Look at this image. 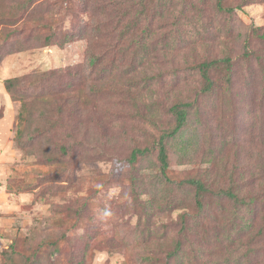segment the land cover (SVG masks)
I'll list each match as a JSON object with an SVG mask.
<instances>
[{"label":"rangeland","instance_id":"1","mask_svg":"<svg viewBox=\"0 0 264 264\" xmlns=\"http://www.w3.org/2000/svg\"><path fill=\"white\" fill-rule=\"evenodd\" d=\"M20 2L0 0V11L13 6L19 11ZM110 4L111 0H35L37 24L18 23L17 38H44L48 31L54 39L45 47L22 49L24 45L3 33L15 28L0 26V264H19L27 258L32 264H264L262 199L241 207L208 194L205 211L199 213L193 189L179 188L189 178L211 182L217 175L231 185L228 172L235 168V181L245 189L239 194L254 188L251 174L262 147L257 126L264 45L252 32H264V3L237 10L232 22L214 11L213 0H152L148 16L131 4L126 22L133 24L127 35L138 42L130 45L120 38ZM163 13L167 16L161 23ZM223 32L231 54L237 56L232 84L226 85L224 71L215 72L218 93L206 100L197 96L199 76L192 68L198 60L191 52L196 50L200 59L220 57L226 49L220 43L211 55V38L221 40ZM67 33L74 38L64 44ZM248 35L253 57L244 60L240 54ZM92 37L99 40L97 54L109 52L93 74L88 60ZM59 70L63 74L50 91L93 104L82 118L66 109L52 138L66 147V154L57 153L49 164L43 155L17 146L22 104L10 98L4 83ZM100 73L103 79L96 77ZM94 85L103 92H93ZM39 91L25 94L31 107ZM184 97L199 101L200 136L187 143L194 136L186 131L168 142L167 175L174 192L154 182L160 171L153 168L157 161L152 155L141 174L147 187L137 193L133 181L139 174L129 162L128 138L144 136L152 146L174 128L169 108ZM90 133L99 140L79 146ZM106 210L111 214L105 215ZM185 213L193 216L188 224L181 223Z\"/></svg>","mask_w":264,"mask_h":264},{"label":"trees","instance_id":"2","mask_svg":"<svg viewBox=\"0 0 264 264\" xmlns=\"http://www.w3.org/2000/svg\"><path fill=\"white\" fill-rule=\"evenodd\" d=\"M18 1H22L20 2L21 8L19 11H16L17 7L15 8L14 6L8 12L0 11V13L6 14V17H0V26L7 27L3 30L11 27L15 28L13 31H3V33H6L9 40L15 38L17 42L14 41L13 43H19L20 47L24 45L22 49L25 50L49 46L54 37L53 34L48 31H46V36L44 38H41L40 36H33L28 40L23 41H20L17 38L20 32L18 23L22 21L25 24L27 22L36 25L38 21L37 15L39 14L38 6L35 5V0ZM256 1L264 3V0H213V9L217 14L226 16L232 22L234 14L237 10H242ZM131 4L141 7L143 15L148 16L152 9V0H111L110 5L116 13L117 25L119 28L118 33L121 40L128 45H130L132 41L135 43L138 42V38H132V35H127L131 25L133 24V20L126 22L128 7H130L129 5ZM18 14L22 16L19 17ZM166 16V14H162L160 17L161 23L166 21ZM46 25H48V23L43 24V26ZM223 33L225 38H221V40L219 36L211 38V40L215 43L213 48L210 50L211 55H213L220 43L223 45V48L225 47L226 49L223 50L224 54L220 57L212 56L210 58L208 56L204 59H200L195 56L196 50L191 52L192 56L198 60L192 68L199 76L200 88L197 90V96L206 100L212 99L218 93L219 86L213 76L215 72L224 71L226 75L224 76L226 85L230 86L232 84L234 56L236 55L231 54L230 41L227 38L226 32ZM36 34H38V32ZM241 34L242 33L238 34L239 36L237 37V41L239 37H242ZM252 37H254L259 44L264 45V32L261 33L259 29H255L252 32ZM73 38L74 36L67 33L64 36L62 43L66 44ZM98 41L97 37H92L88 49V60L90 69L93 71L92 74L95 72V69L101 65V62H104L106 59L105 57L109 54L108 51L103 54H97ZM242 46L243 52L240 54L241 57L244 60L252 59L253 50L251 41L249 40V35L244 38ZM62 74L63 72L60 70L51 72H35L28 76L7 79L4 83L6 93L10 96V98L13 101L20 102L22 104L21 111L18 115V129L15 138L17 146L22 150L28 151V149H32L35 154L40 156L43 155L49 164H54L53 161L55 160L57 153L58 155L60 154V156L66 154V147L63 145L60 146L52 139L61 126L59 122L66 116V109L69 107L74 109L78 117L82 118L85 117V114H89L90 107L93 104V101L84 100L81 97L76 98L72 96L63 98L61 96L54 95L50 89L54 86L55 82L58 81V76ZM96 77L103 79L104 73H100V75H96ZM30 89L40 90L36 96L37 100L32 107L25 100V94H27ZM91 90L95 93L103 92L102 89H97L95 85ZM191 98L192 97H186L185 99L184 97V99H177L171 103L169 114L173 120L174 128L170 131L162 133L158 137V140H155L152 146L147 145L144 136L142 138H128L131 145L129 162L137 175L139 174L141 177L137 176L133 181V190L137 193H140L141 189H146L147 187L144 186L145 177L141 174L142 171L145 170L144 167L151 162L150 158L152 155L157 161L153 165V168H158L160 171L159 174L156 175L158 180H155L154 182H158L157 184L161 182L164 184L165 189L173 191L174 182L168 178L167 175L169 169L168 142L170 140L180 138L186 131H190V133L194 136L189 138L187 143L191 140H195L196 136H200V133L198 132L199 128L197 127V125L200 124L199 120L201 117L200 104L197 97H194L193 99ZM258 119L257 131L260 136L262 147L257 152L256 163L254 164L253 172L251 174V180L254 181V188L246 189V195L239 194V191L245 189H239L235 181V172L238 170L237 168L228 172V180L231 184L228 186L224 183V176L220 175H217V178L213 179L211 182H208L205 178L200 177H193L187 179L185 182H180L179 188H185L188 185L191 189H193L199 213H203L205 211L204 199L208 194L226 198L236 206L241 207L248 206L251 203L253 204L257 200L262 199L264 201V90H262ZM85 137L86 141H81L79 146H83V142L92 143L94 140H99V138L92 133H90L89 136L85 134ZM240 177L243 184L248 182V179L243 174ZM192 218L193 216L185 213L181 216V223L188 224V220H192ZM6 262V264H13L10 261ZM19 264H32V258H27Z\"/></svg>","mask_w":264,"mask_h":264},{"label":"clouds","instance_id":"3","mask_svg":"<svg viewBox=\"0 0 264 264\" xmlns=\"http://www.w3.org/2000/svg\"><path fill=\"white\" fill-rule=\"evenodd\" d=\"M96 187H97V188H102L103 185L97 184ZM112 191H113V192H118L119 189H118V188H117V189H113ZM104 214H105V215H110L111 213H110L109 211L106 210Z\"/></svg>","mask_w":264,"mask_h":264}]
</instances>
